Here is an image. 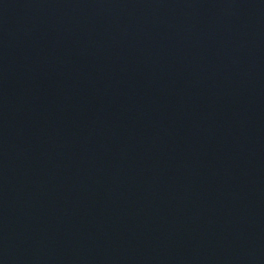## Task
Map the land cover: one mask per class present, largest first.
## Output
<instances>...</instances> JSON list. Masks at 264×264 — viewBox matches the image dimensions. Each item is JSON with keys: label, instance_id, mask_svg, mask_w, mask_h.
Returning <instances> with one entry per match:
<instances>
[{"label": "water", "instance_id": "water-1", "mask_svg": "<svg viewBox=\"0 0 264 264\" xmlns=\"http://www.w3.org/2000/svg\"><path fill=\"white\" fill-rule=\"evenodd\" d=\"M0 264H264V0H0Z\"/></svg>", "mask_w": 264, "mask_h": 264}]
</instances>
